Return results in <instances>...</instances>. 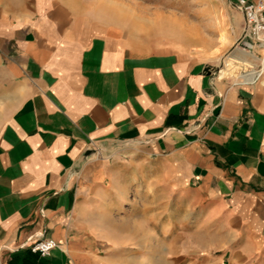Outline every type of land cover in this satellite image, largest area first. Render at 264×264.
<instances>
[{"label":"crops","instance_id":"0c3cea01","mask_svg":"<svg viewBox=\"0 0 264 264\" xmlns=\"http://www.w3.org/2000/svg\"><path fill=\"white\" fill-rule=\"evenodd\" d=\"M235 77L62 0H0V264H163V244L170 264H264V74ZM133 165L155 192H114Z\"/></svg>","mask_w":264,"mask_h":264},{"label":"rangeland","instance_id":"374dc122","mask_svg":"<svg viewBox=\"0 0 264 264\" xmlns=\"http://www.w3.org/2000/svg\"><path fill=\"white\" fill-rule=\"evenodd\" d=\"M22 1L24 0H19ZM62 1L86 18L97 22L107 35L131 48L189 49L199 58L208 61L210 71L215 77H218L220 69H227L226 63L235 65V71L227 70L226 76L218 78L219 81H241V78L235 76L250 69L260 70L262 75L264 74V46L254 44L252 50L238 48L242 47L240 45L242 36L236 40L233 38V18L226 0ZM222 30L227 34V41L224 43L219 40ZM237 49L255 54L258 57L257 61H254L255 65L242 68L240 63L228 59ZM136 166L133 165L130 172L125 170L120 174L114 192H130V196L133 192H155L154 179L146 180L142 177L140 179ZM130 196L127 199L128 203L138 204L139 198ZM166 236L169 237V233L167 235L164 233V239ZM171 255L169 245L163 244V256L166 258L163 264H170ZM147 264H155V261L148 260Z\"/></svg>","mask_w":264,"mask_h":264},{"label":"built area","instance_id":"2783aa9c","mask_svg":"<svg viewBox=\"0 0 264 264\" xmlns=\"http://www.w3.org/2000/svg\"><path fill=\"white\" fill-rule=\"evenodd\" d=\"M236 7L244 14V28L240 45L245 50H252L255 45L264 46V0H236ZM243 37L248 40L244 41ZM262 73L255 76L256 80ZM54 239H37L29 244L32 252L47 256L57 246Z\"/></svg>","mask_w":264,"mask_h":264},{"label":"bare ground","instance_id":"6f19581e","mask_svg":"<svg viewBox=\"0 0 264 264\" xmlns=\"http://www.w3.org/2000/svg\"><path fill=\"white\" fill-rule=\"evenodd\" d=\"M219 40L221 43H224L225 41H227V34L224 30L221 31V33L219 35ZM238 48H242V47H238ZM228 59L240 63L242 67H246V66L253 67V65L255 64L254 61H257L256 55L247 53L246 51H244L242 49L235 50L228 57ZM226 65L228 66L227 69H220L219 70L218 78H221L223 75L226 76L225 74H226L227 70L231 69L233 72L235 71V68H236L235 65H233L230 62L226 63ZM258 74H260V73L256 72L255 70L250 69V70H244L242 72H239L236 76L243 77L246 80H250V79L252 80Z\"/></svg>","mask_w":264,"mask_h":264},{"label":"water","instance_id":"95a60500","mask_svg":"<svg viewBox=\"0 0 264 264\" xmlns=\"http://www.w3.org/2000/svg\"><path fill=\"white\" fill-rule=\"evenodd\" d=\"M243 40H244V41H247L248 39H247L246 37H243Z\"/></svg>","mask_w":264,"mask_h":264}]
</instances>
